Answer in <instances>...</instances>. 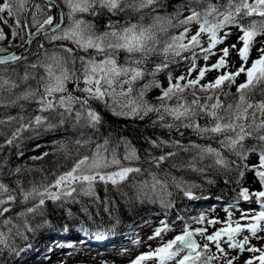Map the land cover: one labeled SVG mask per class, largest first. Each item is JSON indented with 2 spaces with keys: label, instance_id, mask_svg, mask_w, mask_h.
Masks as SVG:
<instances>
[{
  "label": "snow or ice",
  "instance_id": "obj_1",
  "mask_svg": "<svg viewBox=\"0 0 264 264\" xmlns=\"http://www.w3.org/2000/svg\"><path fill=\"white\" fill-rule=\"evenodd\" d=\"M62 2L67 9L66 26L63 17L42 13L41 4L34 0H0V22L7 25L8 19L14 20L13 36L18 34L16 29L35 28L29 33L30 38L42 33L49 43L62 42L53 49L40 44L42 52L36 61L26 65L23 73L13 68L12 74L6 75L8 68L0 67V108L16 109L15 114H0V136L4 137L0 149L16 144L25 131H56L69 123L76 129L98 132L104 123V111L133 122L145 121L181 138L191 132L200 139L214 141L218 147L146 137L144 162L148 168H142L133 166L141 162V156L124 137L113 139L110 134L102 143L91 134L74 138L69 143L75 145V159L66 170L50 173L53 179L32 181L28 188L20 180L14 181L15 188L0 180V254L19 256L25 252L24 246L10 241L29 239L26 233L34 229L26 217L42 210L46 201L79 203L78 197L83 196L95 203L96 186L110 184L121 196L140 202L156 199L167 206L173 195L170 188L192 199L193 189L198 187L178 179L171 169L206 176L210 169L224 174L235 166L238 177L251 172L259 183V191L242 188L238 193V198L249 203L255 197L258 209L244 210L232 205L225 209V220H207L208 226L223 225L212 233H208V227L193 229L185 225L166 242L163 236L170 227L164 223L148 237V241L159 238L161 243L154 249L149 243L150 251L139 254L129 264L149 260L155 264H212L213 260L236 264L239 255L230 253L237 250L239 254H253L243 264H264V0H178L172 5L168 0ZM30 3L34 10H29ZM46 6L55 7L50 2ZM25 13L31 23L22 21ZM41 14L43 19L39 18ZM233 28L236 43L220 47L233 35ZM4 39L0 29V40ZM253 50L258 53L256 59L251 58ZM4 51L0 48V54ZM232 51L240 63L235 71H228ZM212 56L217 59L209 65ZM26 59L17 54L0 55V66ZM201 59L204 66L197 64ZM182 61H188L189 66L174 79L170 66ZM211 71L219 74L202 83ZM161 73L167 75V87L157 79ZM241 75L244 80L237 83ZM233 86L234 93L229 91ZM153 89L159 90L154 101L148 99ZM5 128L8 132L3 131ZM121 146L123 153L118 152ZM82 148L88 152L81 154ZM152 149L159 150V154L153 155ZM60 151L66 160L72 157L67 144L61 145ZM224 152L234 159L226 158ZM252 154L257 156V163L248 165ZM169 162L166 171L163 165ZM20 172L17 168L9 175ZM139 176L144 179H136ZM129 185L131 191H123L122 186ZM32 201V206L15 213V219L25 218L22 224L15 223L13 206ZM102 203L111 217V202ZM232 208L240 212L239 219H233ZM81 210L89 211L87 205ZM205 219L202 215L196 223L203 224ZM245 232L248 234L243 235ZM96 235L104 239L103 233ZM253 239L261 245H253ZM210 245L215 252L209 250ZM65 246L72 247L57 245Z\"/></svg>",
  "mask_w": 264,
  "mask_h": 264
},
{
  "label": "trees",
  "instance_id": "obj_2",
  "mask_svg": "<svg viewBox=\"0 0 264 264\" xmlns=\"http://www.w3.org/2000/svg\"><path fill=\"white\" fill-rule=\"evenodd\" d=\"M168 2L170 5H172V4L178 3V0H168ZM171 10L172 9L169 8V11H171ZM173 32H176V30H173ZM40 43L41 42H36L33 45L35 47L34 52L32 54H30L26 60H29L31 62L36 61L34 56H35L36 52L38 51L37 47H38V44H40ZM60 43H62V42H60ZM63 43H65V42H63ZM39 51H42V50H39ZM21 61H23V60H21ZM0 67H7L10 69L11 64L8 66H0ZM170 72L172 74L173 71H170ZM229 91H231L233 93L235 92L234 90L232 91L230 89H229ZM153 97L155 98L156 96H151L149 93L148 99L154 100ZM15 111H16V109H2V108H0V114L6 115V114H8V112L15 114L16 113ZM103 114H104V123H103L102 127L100 128V130L98 132H96L94 134L90 131L91 135H93L95 137V139H101L102 137L103 138L105 136L107 137L110 134H111L113 139L118 138V137H123V136L130 139L132 141V144L136 147L139 155L141 156V162L138 165L134 164L133 166H140L142 168H148V164L144 162V158L147 156V152H145V151H146V149H148L146 137H151L152 139H155L156 137H160L161 139H165V140H168L169 138L170 139H182L185 143H187L190 140V141H193V142H196L199 144H211L213 147H218V145L214 141L200 139L197 136H195L194 134H192L191 132H189L185 137L181 138V137H179L178 134H174L173 132H169V130H167V129L153 128V127H151L150 123H146L145 121L133 122L132 120H125L123 118L114 117L106 111H104ZM69 124H71V123H69ZM143 128H144V130H143ZM3 131L8 132V129L5 128ZM29 131H25L24 133H22V137L16 143V145L15 144L10 145V146L6 145L3 149H0V178L3 176L6 180L5 182L10 187H13V188H15L14 181H16V180H20V182L23 184L24 187H30L31 186L30 182H32V181L39 183L42 179H44V177H47V179H49V180L53 179V177L51 175H49L50 172L53 173V172H57V171L66 170L71 165L72 160L75 159V155H74V154H76L74 152L75 151V145L72 143H69V142L74 139V137L78 134L77 132H79L80 129L73 128L72 125H67V127L59 128L54 132L53 131H47V130L43 131V129H38L37 131L36 130L35 131L29 130ZM49 133L50 134H56L57 133V134L61 135V136H59L61 138L55 139L57 145L55 144L51 147H48L49 148L48 150H50V151L46 152L47 153L46 156L42 155V157H43L42 159H33L31 157H29L27 160H26V158L17 159V152L19 150L27 148L26 146L28 145L29 142H30L29 145L32 146L34 144L32 142V140H34L35 138H38V136L42 137V140H47ZM99 134H100V136H99ZM3 139H4V137L0 136V143L3 142ZM63 139H64V141H63ZM62 142H63V144H61ZM65 142H66L68 148L72 150V157L70 159H67V160L64 158V153L62 151H60V146L64 145ZM18 147H19V149H18ZM53 148H55V149L53 150ZM80 152H81V154H86V152H88V149L84 148V150H83V148H82V149H80ZM11 153H13V157H14L13 160L14 161L10 165L11 167L9 165H7L8 166L7 167L5 165V163H6L7 159L9 158V156L11 155ZM152 154L158 155L159 150L152 149ZM223 155H225V157L228 158L229 160L234 159V157H232L227 152H224ZM61 156L63 158H61ZM181 156L187 157V154L181 153ZM58 157H59V159H58ZM35 160H36V162L34 163ZM15 162H16V165H15ZM209 162L210 161H206V163H209ZM28 164L33 166V167L29 166ZM68 164H69V166H68ZM15 166H17L19 169H21V172L18 175H9V171H14L13 169L15 168ZM169 167H170V162L163 165V168L166 171L169 169ZM152 170L153 171H159L155 168H153ZM171 171H172V174L175 175L178 179H182L183 181H185L188 184L198 185V187L193 189L194 198L189 199L188 197L184 196L183 193L178 192L177 189L172 187V188H170V190L172 191L173 195L170 198H168V199H170L171 203L168 204L167 206L165 204H162L159 200H156V199L146 200V201L141 203L140 201H134L132 199H129L127 196H121L120 194L117 193V190L115 188H113L110 184L107 187L104 184H98L96 186V193L98 194V196L96 197L97 199H95V200H97V202H95V203L90 202L88 199L85 198L83 201H81L80 204L83 207H84V205H87L88 208H91V207L102 208L103 207L102 202L110 201L111 203L109 206H110L111 211H112L111 217L109 216L108 212L103 213L101 211V212H99V214H97L98 218H96V219H93L92 217H90L89 219H86L84 217L78 218L79 222L86 227H80L74 223L72 224V222H71V225H73V227L71 228V227H68V224H67V223H69V220H71L70 219L71 216L69 217V215L66 213V211L64 209L62 211L61 207H78L79 204H78V206H74V204H73L74 202L73 203H71V202H69V203L55 202L54 203V202L49 200V201H46V204H45L46 206H44L42 209V211L45 214L49 215V227H48L47 232H49L50 229H52V230L56 229L58 232H61V230L69 231V232L80 230V232L84 236V238H87L86 234L88 232L89 233H91V232L98 233V232L104 231L105 233L107 232L108 234H114L116 237L120 236L121 238L118 239V241H122L123 237H125L126 233L129 232L131 226L133 228L137 225L143 224L146 221V219L148 217L143 218L144 212H149L150 216L163 214L165 216V218L167 219L166 223H172V222H174L175 219L179 220L180 218H184V217H186V215L189 212L198 211L202 206H205L209 203H211V204L221 203L222 205L226 206V205L237 204L238 202L243 200L242 198H238V193L240 192V180H239L240 177L237 176L235 166H233V170H231L227 173H224V174H217L215 171H212L210 169L209 173L206 176L198 174V173H194L190 170H177V169L173 168V169H171ZM37 175H38V177H37ZM133 176H135V174H133ZM136 179L141 180V179H144V177L139 176V177H136ZM209 180H211L212 182L209 183L208 182ZM229 180H230V182H229ZM189 181L191 183H189ZM122 189L125 192H130L131 191V185H129L127 187L122 186ZM104 198H106V199H104ZM33 203H35V201L29 202L27 205H24V207L17 205L18 210L13 213L15 223L21 224L20 219H15V213H18L19 211L23 210L25 207L32 206ZM15 206H13L14 209L16 208ZM59 210H61V211H59ZM34 220L38 221V223H40L42 220V215L38 219H34ZM35 236L36 235H34V234L32 235L33 240H34ZM39 242L40 241H37V242H35V244H38ZM10 243H13V241H10ZM45 243H46L45 245H42L43 243H40L37 246V248H40L41 250L42 249H48L49 243H47V242H45ZM34 250H37V249H34ZM14 258H15L14 255L0 254V264H16Z\"/></svg>",
  "mask_w": 264,
  "mask_h": 264
},
{
  "label": "rangeland",
  "instance_id": "obj_3",
  "mask_svg": "<svg viewBox=\"0 0 264 264\" xmlns=\"http://www.w3.org/2000/svg\"><path fill=\"white\" fill-rule=\"evenodd\" d=\"M5 16L7 15L6 13L4 14ZM40 18V17H39ZM12 27H14V20L13 19H8L7 25L3 24L0 22V29L3 30L5 39L2 41L0 40V48H3L4 50H8L11 47V45H14V43L17 41L15 39L17 38H22L23 35L20 29H16L17 35L13 36L12 35ZM35 28H31L27 30V34L30 33L29 31L33 30ZM192 31L195 32V26H193ZM233 35L229 37L227 40L226 45H221L220 47L228 46L233 43H236V29L231 30ZM8 41V42H7ZM66 43V42H65ZM40 44H44V42H41ZM38 44V48L39 45ZM10 47V48H9ZM258 56V53L253 50L251 53V58L256 59ZM217 57L212 56L208 60V64L211 65L216 62ZM239 58L237 57L235 51H232L230 56L228 57V64L229 68L227 69L228 71H235V68L239 66ZM198 66H204L205 62L201 59L197 61ZM189 66L188 61H182L179 64H174L173 66H170L169 71H173L171 75H173V78L175 79L176 77H179L181 74L185 73L187 68ZM23 73V72H20ZM6 75H11L12 74V68H8V72L5 73ZM219 73L217 71H211L206 73L205 79L202 81V83H207L208 81L214 80L215 77ZM196 73H193V76H195ZM157 79L161 83L163 87H167V75L165 73H161L158 75ZM244 80V76L241 75L240 77L237 78V83H242ZM71 87V85H70ZM231 90H235V87L233 86ZM151 96H157L159 95V90L158 89H153L150 92ZM152 100V99H151ZM154 101V100H152ZM124 149L123 146L118 149V152L123 153ZM248 165H252L257 163V156L255 154H252L250 158L246 162ZM240 189L242 188H247L249 192L253 191H259L261 190L259 183L255 180L253 173L251 172H245L244 176L241 178L240 177ZM254 200L251 201V203L244 201L239 208L247 210L249 208L252 209H258V205L255 203V197H253ZM208 205L207 207L204 208V210H201L197 214L193 215L192 212L188 213L189 218H187L184 221L177 222V223H167L170 227V231L164 234L163 240L166 242L167 240L172 239L176 234H179L183 227L185 225L191 226V228L195 229L198 227H208V233H212L216 229L222 227V224H216L214 227L208 226L207 225V220L208 219H216L223 221L225 220L227 213L225 209H228L229 207H220V206H211ZM232 216L233 219H239L240 217V212L236 208H232ZM204 216L205 222L203 224H198L196 223V219L200 216ZM162 218L155 217L151 222H146L144 225L140 226L139 228H136L132 234L130 235L129 239V244H127V247H120L116 246L115 244L111 246H90V244H86L87 246H82L79 244L74 245L70 250L69 249H62L60 247H57V245H61L60 243L55 244V249L52 250L54 254H47L45 259H37L31 264H61V262H64V264H101L102 261H107V264H129V261L134 259L136 256H138L141 253H146L150 251V248L148 247V244H151L152 249L157 247L161 241L159 238L148 241V237L152 235V233L163 226L164 222L160 221ZM248 233L245 232L243 235H247ZM261 235H264V233H261ZM76 236H71L70 240H75V242H79L76 240ZM198 241H201L200 237H196ZM139 240L140 243H134V241ZM253 245L260 246L262 242H258L255 239L251 241ZM225 248H227L226 244H222ZM122 250H127L123 255L121 254ZM211 252H215V247L210 245ZM231 256H237L239 255V259L236 261V264H243L244 260L248 259L251 255V253L244 252L242 254L238 253L237 251H232L230 253ZM217 256H219V253H217ZM144 264H155L154 260H149L145 261ZM212 264H221V261L219 260H213Z\"/></svg>",
  "mask_w": 264,
  "mask_h": 264
},
{
  "label": "bare ground",
  "instance_id": "obj_4",
  "mask_svg": "<svg viewBox=\"0 0 264 264\" xmlns=\"http://www.w3.org/2000/svg\"><path fill=\"white\" fill-rule=\"evenodd\" d=\"M53 2H55L61 12L63 13V19H64V24L65 26L69 23V21L67 20V16H66V13H67V9L64 7L63 5V2L62 0H52ZM34 3H38V4H41V8H42V13L44 14H49V15H54L52 9H49L46 5L47 3L44 2L43 0H34ZM28 8L29 10H34L32 8V4L30 3L28 5ZM22 21L23 20H27L28 23H31V20H30V16L28 13H25L22 15L21 17ZM40 19H43V15L41 14L40 15ZM27 30L29 29H20L19 31H21L23 37H26L27 33L28 32ZM19 33V32H18ZM17 40L14 45H11V47L13 49H20L22 47V44L24 42V40L22 38H17L15 39ZM3 41V40H2ZM8 42V41H7ZM36 42H44L45 43V46L46 48L48 49H53L55 44H60L59 41L57 42H54V43H49V41L47 39H45L44 35L37 38L30 46L29 48L23 53L21 54V56H25V57H28L30 54H32L34 52V44ZM59 42V43H58ZM38 48V47H37ZM41 50L40 48H38V51L36 52L35 54V60H37V54L42 52V51H39ZM31 62L29 60H23V61H19V62H13L11 64V68H15L17 72H23L26 65ZM8 75V74H7ZM154 98V97H153ZM16 112V111H15ZM115 117V116H114ZM146 124V123H145ZM71 125V124H69ZM67 127V126H65ZM63 128V127H61ZM111 128V127H110ZM149 128V127H148ZM68 129V128H67ZM138 129V128H137ZM144 130V128H143ZM37 131V130H36ZM44 131V130H43ZM91 130L89 129H80L79 132H77L78 134L74 137V138H87L89 134H91L90 132ZM30 132V131H29ZM54 132V131H53ZM61 133V132H60ZM96 133V132H95ZM152 133V132H151ZM94 134V133H93ZM142 134V133H141ZM105 135V134H104ZM43 136V135H42ZM45 136V135H44ZM61 135L59 134H48V138L47 140H42V137H39L38 138H35L34 140H32V142L34 143L32 146L28 145L26 146L27 148H24L22 150H19L17 152V159L19 158H26V160L31 157V158H34V157H40L42 156L44 153H46L47 151H50L48 150L49 148L48 147H51L53 145L56 144V141L55 139H60L61 137H59ZM73 136V135H72ZM100 136V134H99ZM68 137V136H67ZM106 137V136H105ZM124 137V136H123ZM29 138V137H28ZM115 138V137H114ZM127 141H129L131 144H132V141L126 137H124ZM66 139V138H65ZM103 137L101 139H95L96 142L98 143H102L103 142ZM132 139V138H131ZM142 139V138H141ZM170 139V138H169ZM64 141V139H63ZM59 143V142H58ZM63 144V142L61 143ZM66 144V142H65ZM16 145V144H15ZM57 145V144H56ZM74 146V145H73ZM138 146V145H137ZM16 147V146H15ZM23 148V147H22ZM16 149V148H15ZM19 149V147H18ZM55 148H53L54 150ZM10 150V149H9ZM84 150V148H83ZM75 152V151H74ZM82 152V151H81ZM146 152V151H145ZM14 153V152H13ZM13 153H11V155L9 156V158L7 159L5 165H11L12 162L14 161L13 160ZM87 153V152H86ZM122 153V152H120ZM15 154V153H14ZM58 155V154H57ZM76 155V154H74ZM183 155V154H182ZM185 156V155H184ZM52 157V156H51ZM50 158V157H49ZM57 158V157H56ZM61 158H63L61 156ZM53 159V158H52ZM59 159V157H58ZM6 160V159H5ZM61 160V159H60ZM4 161V160H3ZM24 161V160H23ZM52 161V160H51ZM50 161V162H51ZM36 162V160L34 161V163ZM58 162V161H57ZM62 162V161H61ZM4 163V162H3ZM2 163V164H3ZM18 164V163H17ZM20 164V163H19ZM4 165V166H5ZM15 165H16V162H15ZM29 165V164H28ZM33 165V164H32ZM39 165V164H38ZM37 165V166H38ZM20 166V165H19ZM31 166V165H29ZM64 166V165H63ZM69 166V164H68ZM8 167V166H7ZM11 167V166H10ZM33 167V166H31ZM18 167L15 166V169H17ZM21 168V167H20ZM24 168V167H23ZM26 168V167H25ZM59 168V167H58ZM2 169V168H1ZM6 169V168H5ZM10 169V168H9ZM64 169V168H63ZM23 170V169H22ZM35 170V169H34ZM56 170V169H55ZM61 170V169H60ZM10 172V171H9ZM41 172V171H40ZM51 173V172H50ZM7 174V173H6ZM28 174V173H27ZM32 175V174H31ZM35 177V176H34ZM38 177V175H37ZM229 177V176H228ZM45 178V177H44ZM201 178V177H200ZM227 179V178H226ZM0 180H2L5 184H7L5 181V178L2 176L0 178ZM13 180V179H12ZM28 180V179H27ZM186 180V179H185ZM22 181V180H21ZM29 181V180H28ZM194 181V180H193ZM228 181V180H227ZM30 182V181H29ZM41 182V181H40ZM189 183H191L189 181ZM194 183V182H193ZM26 185V184H25ZM15 186V184H14ZM25 188H28V187H25ZM101 188V187H100ZM111 190V189H110ZM125 190V189H124ZM106 191V190H105ZM113 191V190H112ZM106 194V193H105ZM98 196V194L96 193V197ZM95 197V199H97ZM88 199L90 202H92V200L88 197H83V196H80L78 197V200L80 201L79 203H73L74 206H79L78 207H61L62 211L63 209L66 211V213L69 215V217L71 216V220H69V223L68 224V227H73V225H71V222L72 224H76L77 226H80V227H86L84 225H82L78 218H86V219H89L90 217H92L93 219H96L98 218L97 214H99V212H103L105 213L106 211H104V207L100 208V207H91V208H88L89 211L88 213H85L83 212L81 209L83 208V206L80 204L81 201H83L84 199ZM99 198V197H98ZM106 199V198H104ZM108 199V198H107ZM97 202V200H95ZM89 202V203H90ZM115 203V202H114ZM142 203V202H141ZM88 204V203H87ZM93 204V203H92ZM17 205L21 206V207H24V205H21V204H16V208L14 209L13 213L16 212L18 210V207ZM130 205V204H129ZM46 206V205H45ZM85 206V205H84ZM92 206V205H91ZM126 206V205H125ZM119 207V206H118ZM144 207V206H143ZM61 211V210H59ZM92 214V215H91ZM42 215V220L40 223H38V221H35L34 219H38L40 216ZM148 217V218H147ZM155 217H158V218H162L160 219V221H163L164 223L167 222V219L165 218V216L163 214H160V215H154V216H150V213L149 212H144V215H143V218H147L145 222H149V221H152ZM21 220V224L23 222V220L25 218H19ZM26 219L30 222V226L34 229L33 232H29V233H26V235L29 237V239L27 241H24V240H21L19 238L15 239V241H13V243H15L17 246H24L25 247V252H23L21 255L19 256H15L14 260L16 262V264H31L33 263L34 261H36L37 259H45L47 254L52 252V251H49V249H55V244L58 242L60 243L61 245H72L73 242H75V240H70L71 236H76L77 239L76 240H83L85 244H90V246H111L114 244V241L119 237L121 238L120 236H115L114 234H108L107 232L105 233L104 231H101L99 233H103L104 235V239H98L97 238V233H87L86 236L87 238H84V236L81 234L80 230L79 231H73V232H69V231H63L61 230V232H58L56 229L52 230L50 229L49 232L48 231V227H49V215L45 214L42 210H39L36 214H33V215H29L28 217H26ZM181 219V218H180ZM82 220V219H81ZM178 219H175L174 221H176ZM68 221V220H67ZM167 224V223H166ZM41 227V228H40ZM15 231V230H13ZM57 233V234H56ZM36 235L34 240H33V237L32 235ZM60 234V235H59ZM132 234V226L130 227V230L129 232L126 233L125 237L129 240L130 239V235ZM33 240V241H32ZM37 241H40L38 244H35V242ZM49 243V248L48 249H40V248H37V246L40 244V243H43L42 245H45L46 243ZM30 245V246H29ZM62 249H69L70 247H61ZM34 249H37V250H34Z\"/></svg>",
  "mask_w": 264,
  "mask_h": 264
},
{
  "label": "water",
  "instance_id": "obj_5",
  "mask_svg": "<svg viewBox=\"0 0 264 264\" xmlns=\"http://www.w3.org/2000/svg\"><path fill=\"white\" fill-rule=\"evenodd\" d=\"M43 1L46 2V3H49V2H50L51 4L55 5V7L52 8V11H53L55 17H63V13L61 12L59 6H58L55 2H53L52 0H43ZM31 32H35V29L32 30ZM41 36H43L42 33L39 34V35L36 36V37H31V38H30V36L28 35V36H26V38H25V40H24V42H23V44H22V47H21L20 49H14V50H12V51H10V52H8V53H6V54H3V55H11V54L21 55V54H23V53L29 48V46H30V45H31V44H32L37 38H39V37H41Z\"/></svg>",
  "mask_w": 264,
  "mask_h": 264
}]
</instances>
